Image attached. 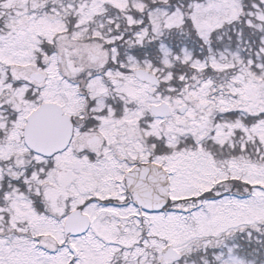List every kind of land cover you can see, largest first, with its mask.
<instances>
[{
	"label": "snow or ice",
	"instance_id": "1",
	"mask_svg": "<svg viewBox=\"0 0 264 264\" xmlns=\"http://www.w3.org/2000/svg\"><path fill=\"white\" fill-rule=\"evenodd\" d=\"M0 264H264V0H0Z\"/></svg>",
	"mask_w": 264,
	"mask_h": 264
}]
</instances>
